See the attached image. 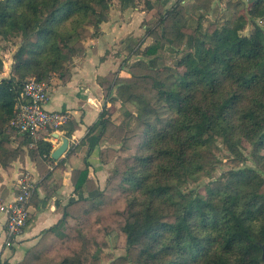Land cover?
<instances>
[{"label":"trees","instance_id":"1","mask_svg":"<svg viewBox=\"0 0 264 264\" xmlns=\"http://www.w3.org/2000/svg\"><path fill=\"white\" fill-rule=\"evenodd\" d=\"M107 1L0 0V37L19 36L24 42L9 75L0 79V166L7 167L19 153L8 133L18 132L10 121L24 82L31 77L47 80L53 72L63 75L66 63L84 53V41L103 21L98 18L93 32L85 26L92 14L100 15L95 4ZM120 1L129 6L136 0ZM146 3L151 6V0ZM248 23L253 28L244 34ZM197 32L198 27L177 64L175 79L153 84L157 101L171 117L148 124L140 152L123 173L131 191L121 227L126 248L137 249L138 264H263L264 176L259 169L230 170L203 190L183 187L204 168L205 152L217 138L242 160L243 146L251 144L264 164V0H254L247 14L211 37ZM160 47L156 40L142 51L155 55ZM109 121L105 105L85 138L89 148L86 167L75 182L77 192L90 180L87 159ZM45 136L35 140V149L55 162L54 146ZM25 137L27 142L33 139ZM66 217L67 211L50 228L58 239L69 237L63 229ZM42 254L32 250L33 259L23 264H35ZM46 264L83 261L65 256Z\"/></svg>","mask_w":264,"mask_h":264},{"label":"rangeland","instance_id":"2","mask_svg":"<svg viewBox=\"0 0 264 264\" xmlns=\"http://www.w3.org/2000/svg\"><path fill=\"white\" fill-rule=\"evenodd\" d=\"M253 1L151 0L150 6L146 0H136L135 4L127 6L120 0H108L104 4H95L100 15L92 14L85 26L93 32L98 18L103 21L96 27V34L85 40L96 38L95 43L90 47L84 44V48L85 52L94 49L91 55L96 56L97 62L108 63L104 73L97 76V81L103 84L102 103L107 104L110 121L92 156L93 167L99 165L103 168L104 182L97 186L95 182L100 179L94 174L95 178L84 189L87 197H80L70 208L67 207L69 217H66L63 229L69 237L46 236L43 254L34 261L35 264H46L50 259L60 262L65 256L82 260L83 264H138V251H127L121 229L131 195L129 185L123 181V173L140 152L148 124L171 117L168 109L157 101L153 84L158 80L171 82L175 79L177 64L190 47V37L197 27V34L211 37L218 29H223L224 24H233L239 16L247 14ZM108 21L119 27V33L106 39L101 31ZM252 28L248 23L243 33L249 34ZM156 40L161 44L158 52L145 55L143 48ZM22 44L19 36L0 37L1 74L6 72L9 75L15 55L22 51ZM84 53L79 56H86ZM53 73L47 80H52ZM9 132L11 146L20 151V156H24L25 149L31 157L38 155L34 153L36 138L27 142L23 134L14 130ZM242 150L244 160L217 138L205 152L204 168L183 189L203 190L208 185L215 186V181L226 172L242 166L259 169L264 176V164L253 152L252 145L246 143ZM22 171L28 169L18 172Z\"/></svg>","mask_w":264,"mask_h":264},{"label":"crops","instance_id":"3","mask_svg":"<svg viewBox=\"0 0 264 264\" xmlns=\"http://www.w3.org/2000/svg\"><path fill=\"white\" fill-rule=\"evenodd\" d=\"M112 21V20H110ZM108 21L104 23L102 35L108 39L111 35L119 33V27ZM91 37V36H90ZM97 39L91 38L84 41L85 46H92ZM92 49H87L86 56H76L71 62L66 63L63 75L54 72L49 85V98L46 107L49 110H63L70 114L69 122L58 133L57 141L53 142L54 149L62 142V137L69 138V146L66 152L57 161L51 162L44 159L35 149V157L24 151V156L15 157L7 167L0 166V202L12 200L15 196V184L18 172L28 169L36 181L37 187L30 201V217L24 234L10 247L5 246V231L0 225V264H23L32 260L31 251H42L46 236L56 237V232L50 230L64 216L67 207L70 208L80 197H87L84 189L77 192L75 182L78 171L86 167V152L89 142L85 139L89 126L94 124L106 103L103 100V84L97 81V76L104 73L108 63L97 62L95 55H91ZM101 56L103 54H100ZM0 73V79L8 76V73ZM71 131L70 136L66 132ZM69 153L68 150H72ZM87 159L90 163L89 179L85 186L98 175L100 182H104L105 173L99 165H94L92 156ZM12 179L14 180L11 183ZM57 231V230H56ZM58 232V231H57ZM57 238V237H56ZM50 239V238H47Z\"/></svg>","mask_w":264,"mask_h":264},{"label":"built area","instance_id":"4","mask_svg":"<svg viewBox=\"0 0 264 264\" xmlns=\"http://www.w3.org/2000/svg\"><path fill=\"white\" fill-rule=\"evenodd\" d=\"M48 84L51 81H39L34 77L24 82L10 126L36 140L44 133L45 139L53 144L58 140L55 134L68 124L70 114L63 110L47 109ZM36 187L34 175L30 171H22L16 178L14 198L0 202V225L5 231V246H12L24 234L30 217V201Z\"/></svg>","mask_w":264,"mask_h":264},{"label":"water","instance_id":"5","mask_svg":"<svg viewBox=\"0 0 264 264\" xmlns=\"http://www.w3.org/2000/svg\"><path fill=\"white\" fill-rule=\"evenodd\" d=\"M55 136L59 137V134L56 133ZM68 146H69V138L66 136L62 137V142L58 147H56L53 150L52 157L54 159H59L66 152V150L68 149Z\"/></svg>","mask_w":264,"mask_h":264}]
</instances>
